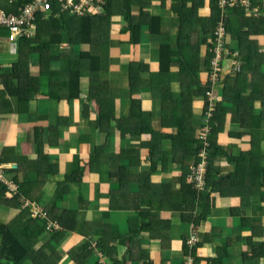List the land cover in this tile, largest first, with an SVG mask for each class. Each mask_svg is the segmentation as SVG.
I'll return each instance as SVG.
<instances>
[{"label": "crops", "instance_id": "obj_1", "mask_svg": "<svg viewBox=\"0 0 264 264\" xmlns=\"http://www.w3.org/2000/svg\"><path fill=\"white\" fill-rule=\"evenodd\" d=\"M140 1L146 5L141 16L140 42L129 43V36L123 34V28L128 22L122 16H113L111 43L108 49L104 50L99 63L94 65L93 78L87 72L81 76L77 98L70 97L72 93L65 83L68 75L66 62L55 60L51 69L60 71V75L56 79H50L49 76L40 78V93L26 108L24 107L21 115L0 114V159H12V163H0L1 176L7 183L4 186L12 197H16L19 188L24 186L27 196L24 197L25 202L23 197L20 199L22 210L20 207L17 210H9L0 206V224L11 223L22 212L32 220L38 219L37 217L45 219V208L51 209L56 199L59 214L77 213L74 225L79 230L69 234L62 244L64 251L69 249L72 243L79 246L89 236L92 244L96 245L97 239H102V232L106 230L104 227H107L111 234L118 235L114 243L118 245L116 257L123 259L120 264L136 262L130 261L129 258L137 256L140 250L146 251L154 264H162L163 260L159 254L162 249L158 247H163L167 252L174 247L181 248L182 261L170 263L182 264L185 259L184 240L192 230L190 216L198 217L203 209L200 210L202 206L198 205L197 196H193V189L190 187V184L194 186L191 176L195 168L193 151L196 145L192 151L191 136L190 140L186 139L185 144L175 139L180 132L179 127L173 124L171 111L167 114L169 106L165 105L168 100L173 102L182 98L180 70L176 65L171 68L169 92L161 88L164 81L159 80L157 85L147 84L138 94L131 96L130 66L135 62H143L147 64L150 74H156L159 71L160 44L168 39L171 42L176 40L180 24L179 9H188L194 2L201 0ZM204 2L205 5L198 11L199 18L202 19L209 18L212 14L210 0ZM139 8L135 7L134 13ZM153 15L161 18L160 32L155 30V35H151L149 31ZM188 31L194 33L189 28ZM200 32L201 56L204 58L211 36L208 38L204 31ZM260 46L264 48V41L260 42ZM17 48L18 41H8L6 31L0 30V72L1 69L10 68L17 61ZM58 51L69 52L65 47H59ZM263 67L259 74L264 73ZM29 69L33 76L39 75L41 68L36 55L31 57ZM103 71L104 73L97 77V74ZM232 74L229 62L222 67L217 83L220 90H215L217 96L222 95L224 80ZM259 74L253 79L260 80L262 76ZM199 76L203 86L208 83L205 81V69ZM51 90L53 96L49 99ZM261 90H264V86L252 94ZM134 99L139 100L135 106ZM192 103L188 108L192 110V117L184 126L189 131L195 130L193 139L196 141L203 132H207L205 129L211 126L207 124L204 114L205 99L197 98ZM133 107L137 110V117H133ZM104 109L112 110V114H108L105 118L107 120L101 123L99 116ZM256 113L259 116L262 114L260 128L250 129L249 123L246 127H241L227 119L218 135L217 141L223 152L212 163L218 172L214 171L211 183L221 181L223 190L226 188V176L234 172V166L229 165L231 157H238L250 151L255 152L256 159L260 161L264 156V138L257 136V132L264 130V109L261 105L255 106L249 116ZM249 131H252V134ZM39 147H42L43 157L39 156ZM95 149L96 153L100 152V157L90 164ZM79 176L83 177L81 187L75 183ZM66 180L71 182L65 185L69 188L67 192L63 191L64 185L58 186ZM89 190L93 192L91 199L95 200L97 197L99 201L97 207L103 203L102 209H94L93 220L86 215L88 211L92 212V208L86 203L90 199H85ZM58 191L60 192L57 193ZM204 191L211 194L213 202L209 207H205L209 208L207 211H210V214L198 230L201 239L208 238L213 244L224 247L228 242L233 245L234 239L242 245L252 230H263L264 233V202L260 198L261 192H249L242 187H235L228 191L229 197L221 198L219 192L211 186L199 192ZM111 193H124L125 199L119 202L111 197ZM80 194L82 201L78 199ZM109 199L112 202L108 205ZM84 205L86 209L81 210ZM140 205L142 219L134 229L141 230V244H134L129 255V225L137 218L128 221L129 216L123 218L121 212ZM203 205L205 206L204 203ZM82 211L83 214L80 215L79 212ZM123 219L126 221L125 227L117 228L116 224L113 226L114 221ZM49 224L55 223L45 225L47 232ZM56 225L60 228L57 223ZM18 230L17 237L24 240L25 237ZM151 232L160 233V239H146ZM123 234L127 235V238L121 239ZM110 240L113 241L111 235ZM207 245L204 244L203 248L197 251L199 257L215 256L214 249V255L206 253ZM69 262L70 259L63 258L64 264H70ZM206 263L202 260L199 264Z\"/></svg>", "mask_w": 264, "mask_h": 264}, {"label": "trees", "instance_id": "obj_2", "mask_svg": "<svg viewBox=\"0 0 264 264\" xmlns=\"http://www.w3.org/2000/svg\"><path fill=\"white\" fill-rule=\"evenodd\" d=\"M31 1L18 0L16 4H10L8 0H0V9L15 13L18 7ZM210 2H212L210 4L212 6V14L209 18L205 19L199 18L198 15L199 8L205 5L204 0L194 2L188 9L186 7L182 8V10L179 9L180 24L176 40L175 42H171L168 39L166 42L160 44L159 71L156 74L149 73L146 63L135 62L131 64V78L129 81L131 96L138 94L147 84L148 86L157 85L159 80L164 81L161 88L169 92L171 90L170 70L176 65L180 70V91L182 98L173 102H170V100L165 102V105L169 106L167 114L171 111L173 124L179 127L180 132H178L175 139L185 144L186 139L190 140L191 136V142L193 143L191 144L192 151L193 146L196 145L193 151V167H197L203 162L207 164L206 187H213V190L215 189L219 192L221 198L229 197L228 191L232 188L242 187L249 192H261L260 198L264 202V156L260 161V159H256L255 152L250 151L229 159V165L234 166V172L226 176L225 190L222 188L221 181L215 184L211 183L212 175L214 171H217L212 163L223 152L217 139L223 130L226 120L229 119L231 122L241 125V127H246L249 123L250 129L254 127L260 128L259 121H262V114L260 116L257 113L251 116L249 114L255 106L261 105V108L264 109V90L259 91L257 94H252L253 91L264 86V73L259 74L264 65V48L260 46V42L264 41V7L260 10L258 17H254L243 10H235L231 12L227 19V43L233 52L238 53L235 60L239 62L240 71L233 72L232 75L226 77L224 80L222 95L219 96L216 110L210 119L209 125L211 128L210 133L206 135V140L203 141V137L205 136L203 132L202 136H199L194 141L193 134H195V130L191 129L189 131L184 126V123H188L192 117V110L188 108L193 104V100L203 97L205 99V117L208 111L206 92L212 86L211 75L214 72L211 67L213 54L210 52V47L213 45V37L208 42V50L203 58L201 56L200 31H204L209 38L215 29L218 10L213 1L211 0ZM145 6L140 0H108L103 12L99 14L92 13L83 17H76L71 16L68 12L57 13L56 8L53 9L52 13L47 15L44 13L38 14L35 21V35L32 38L19 39L17 61L10 68L1 69L0 114L15 113L16 115H21L24 107L26 108L30 101L36 99L37 94L40 93V78L49 76L50 79H56L60 75V71L51 69V64L55 60L66 62L68 75L66 76L67 80L65 83L70 93H72L70 97L72 99L77 98L80 93L81 76L87 72L92 77V73L95 71L94 65L99 63L104 50H107L108 45L111 43L110 33L113 16H122L128 22L127 26L123 28V34L125 33L129 36V43L136 44L140 42L142 36L141 16ZM135 7L140 8L134 13L133 9ZM160 20L161 18L157 15L151 17V23L149 24L151 35L156 34L155 30H157V33L160 32ZM188 28L194 33L191 34ZM59 47H65L69 52L54 53L53 48L59 49ZM33 55L37 56L41 68L37 77L30 74L29 69L30 59ZM233 60L222 61L221 67H224L229 62L232 67L231 61ZM203 69L206 70L205 81L208 82L204 86L201 84L199 78V74H201ZM257 74L260 77L262 76L260 80H255ZM92 85L93 81L91 80ZM249 90L251 91L250 93ZM254 95L255 98H253ZM48 96L49 99L53 96L52 90ZM138 103L139 100L134 99L133 106ZM182 106L186 108H182ZM136 111V108L133 107V117L136 116ZM108 114H112V110H102L99 116L101 123L107 120L105 118L108 117ZM249 132L252 134V131ZM257 136L264 138V130L259 133L257 132ZM41 148H38L39 156L43 157ZM99 154L100 152L96 153L95 149V152L91 155L90 164L98 160ZM8 162L12 163V159L8 157L0 159V163ZM67 183L71 182L66 180L64 183L58 184V186L64 185L65 187ZM75 183L81 187L83 177L79 176ZM190 187L193 189V196H197L196 201L198 205L202 206L200 210L203 209L198 217L194 215L190 216L189 223L192 224L191 228L198 233L200 225L207 220V216L210 214V211H207L209 208L205 209V207H209L213 201L211 200V194H208L206 191L200 193L192 184H190ZM24 188V186H21L18 195L12 197L6 187L0 183V206L4 209L17 210L20 207V199L27 197ZM68 189V187H65L63 191L67 192ZM124 192L126 191L124 190ZM62 193L60 195H63ZM9 196H11V199ZM111 197L116 198L120 202L121 199H125V194L111 193ZM78 199L82 201V194L79 195ZM203 199H205L204 202ZM111 202L112 200L109 199L108 205ZM86 203L94 209L103 208V203L97 207L99 203L97 197L95 200H87ZM53 204L51 209L45 208V219L37 217L38 219L32 220V218L25 216V212H22L11 223L7 225L0 224V264H64L63 256H67L70 259V264L123 263V259L120 260L116 257L118 245H115L114 241H116L118 235H115V233L111 234L107 230V227H104L106 230H103L102 239H97L98 243L96 245L92 244L90 241L91 236H89L79 246L72 243L69 249H65V253L62 244L66 241L69 234L78 232L79 230L74 225L77 213L66 212L60 215L56 199H54ZM110 207L114 209L112 206ZM140 207L141 205L121 212L123 218L129 216L127 217L128 221H131L132 218H137L135 222L129 225L131 229L130 242L128 244L130 247L127 253L129 255H131L134 244H141V240L139 239L141 230L134 229L138 221L140 222L142 219V213L139 211ZM50 222L57 223L60 228L49 234L45 230V225ZM17 230L25 237L24 240H20L17 237ZM110 235L113 241L110 240ZM160 236V233L151 232L146 239H160L158 238ZM256 238L259 240L264 239L263 230H252L250 236L245 239L250 247V251H243L242 264H260L264 260V240L259 241ZM186 240L187 238L184 240L183 247L185 256L188 255ZM211 243V240L208 238L201 239L199 235V242L195 252L203 248L204 244ZM229 245L230 243L228 242L226 246L214 249L216 254L213 257L204 258L195 255L196 263H201L203 260L207 262L206 264H223L225 258L229 257L227 251ZM129 260L138 261L139 263L141 261H151L148 253L141 250L137 256H132Z\"/></svg>", "mask_w": 264, "mask_h": 264}, {"label": "built area", "instance_id": "obj_3", "mask_svg": "<svg viewBox=\"0 0 264 264\" xmlns=\"http://www.w3.org/2000/svg\"><path fill=\"white\" fill-rule=\"evenodd\" d=\"M108 0H32L18 7L17 11L6 12L0 9V30L7 33V39L10 42H16L21 38H31L36 33L35 21L38 14H49L53 9H57V13L68 12L71 16L83 17L86 15L103 12ZM211 1V0H210ZM218 10V18L215 29L211 38L213 37V45L210 47V52L213 54L211 67L213 74L211 75L212 86L206 92V99L208 101V111L206 113L207 124L216 110L219 96L215 93V86L217 85L222 72L221 63L224 60L232 61V71L239 72V62L235 60L238 55L233 52L227 43L228 30L227 19L232 11L243 10L250 13L254 17L260 15V10L264 7V0H212ZM10 4H16L18 0H8ZM212 3V2H211ZM56 6V7H55ZM211 6V5H210ZM212 11V6L210 7ZM205 130L203 141L206 140V135L210 133V128ZM206 172L207 164L203 162L195 167L192 171L191 181L198 191H203L206 188ZM0 183L7 185L6 181L2 179L0 173ZM58 229L56 224L48 225V232L53 233ZM199 242V235L197 231L191 230L186 240L188 247V255L185 256L182 264H197L196 256H198L195 249ZM196 255V256H195ZM106 264V262H103ZM139 264H154L152 261H141ZM171 264V263H163ZM199 264V263H198Z\"/></svg>", "mask_w": 264, "mask_h": 264}, {"label": "rangeland", "instance_id": "obj_4", "mask_svg": "<svg viewBox=\"0 0 264 264\" xmlns=\"http://www.w3.org/2000/svg\"><path fill=\"white\" fill-rule=\"evenodd\" d=\"M53 49H54V51H53L54 53H56V54L59 53V51H58L57 48H53ZM263 70H264V67H263ZM103 73H104V71L98 73L97 74V77L101 76ZM215 90L219 91L220 90V87L218 85H216L215 86ZM92 196H93L92 190H89V191L86 192V198H89L90 200H92L91 199ZM24 200H25V198L23 197V202H25ZM85 207H86L85 205L82 206L81 210H85L86 209ZM22 208L23 207L21 206L20 209L22 210ZM67 210L69 211L70 210V207ZM92 213H94V208L93 207H92V212L88 211V213H86V215H87V217L89 219L92 217V220H93L94 217H93V214ZM60 214L62 215L63 212H61ZM79 214L82 215L83 214V211L82 212H79ZM125 222L126 221L124 219L123 220H120V221H117V222L114 221L113 226H115V224H116V227L117 228H119L120 226H122V228H123V227H125ZM121 230H123V229H121ZM125 238H127V235L123 234L121 236V239H125ZM225 238H227V236H225ZM262 240H263V238H262ZM234 241L235 242L233 243V245L231 243L227 247V251H228L229 257L228 258H225L223 264H242V253H243V251L244 250L245 251H248V250L250 251V247L247 246V243L246 242L245 243H242V245H241L240 243H238L237 239H234ZM218 247H220V246H217V245H215L213 243L212 244H208L206 246V248H207L206 253H210V254L214 255L212 253V251H213V249H216ZM158 248L162 249V250H160L159 254L162 257L163 263H165V262H167V263H170V262L177 263V262L182 261V259H183L181 248L179 249L177 247H174L173 249L168 250L170 252V254H169V252L164 251L163 250V247H158ZM64 258L69 259L67 256H64ZM131 264H139V262L136 261V262H133ZM260 264H264V260H262Z\"/></svg>", "mask_w": 264, "mask_h": 264}]
</instances>
